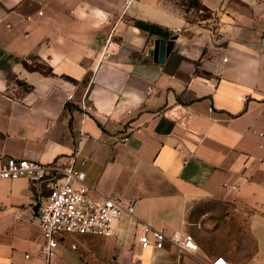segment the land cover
Wrapping results in <instances>:
<instances>
[{
	"label": "crops",
	"instance_id": "crops-1",
	"mask_svg": "<svg viewBox=\"0 0 264 264\" xmlns=\"http://www.w3.org/2000/svg\"><path fill=\"white\" fill-rule=\"evenodd\" d=\"M69 2L0 0V154L73 163L134 212L45 258L47 183L0 179V264H264V0H134L112 26ZM138 22L176 35L162 62ZM140 223L197 248H141Z\"/></svg>",
	"mask_w": 264,
	"mask_h": 264
},
{
	"label": "built area",
	"instance_id": "built-area-1",
	"mask_svg": "<svg viewBox=\"0 0 264 264\" xmlns=\"http://www.w3.org/2000/svg\"><path fill=\"white\" fill-rule=\"evenodd\" d=\"M38 13H41L38 11ZM30 19V16L26 17ZM68 98L71 94L67 95ZM83 108L89 106L83 104ZM27 177L34 183H47L49 190L38 208V225L44 237L43 254L50 258L57 246L54 234L59 231L78 234L107 236L112 233L114 223L121 217H131L135 201L119 199L101 193L85 182L83 170L73 163H40L26 158L0 154V179ZM137 240L141 248L162 247L164 243L181 250H195L191 235L182 231L165 234L146 223H140ZM211 264H226L217 257Z\"/></svg>",
	"mask_w": 264,
	"mask_h": 264
},
{
	"label": "rangeland",
	"instance_id": "rangeland-1",
	"mask_svg": "<svg viewBox=\"0 0 264 264\" xmlns=\"http://www.w3.org/2000/svg\"><path fill=\"white\" fill-rule=\"evenodd\" d=\"M133 1L134 0H70V2L66 4V8L64 9V11L67 12L70 8H72V15H79L77 11L79 12V11H84V10H87L88 12H95L99 15H103L104 18L108 17L110 19V21L108 19L109 21L108 25L112 26L117 23L118 21L117 19L121 15V13H123L124 15L123 21L125 23L127 22L128 19H133L128 16V15H132L130 12H128V9L132 5ZM40 12L42 13V11ZM41 13H38V14H41ZM134 21H136V19H134ZM143 31L148 33L149 37H151L153 34L144 29ZM162 31H165V30H162Z\"/></svg>",
	"mask_w": 264,
	"mask_h": 264
},
{
	"label": "water",
	"instance_id": "water-1",
	"mask_svg": "<svg viewBox=\"0 0 264 264\" xmlns=\"http://www.w3.org/2000/svg\"><path fill=\"white\" fill-rule=\"evenodd\" d=\"M138 27L156 35L153 45L148 48L147 53L152 56L153 61L162 62L170 52L176 35H168L167 31H162L160 28L147 23L138 22Z\"/></svg>",
	"mask_w": 264,
	"mask_h": 264
},
{
	"label": "flooded vegetation",
	"instance_id": "flooded-vegetation-1",
	"mask_svg": "<svg viewBox=\"0 0 264 264\" xmlns=\"http://www.w3.org/2000/svg\"><path fill=\"white\" fill-rule=\"evenodd\" d=\"M150 33H152V32H150ZM155 35V34H154Z\"/></svg>",
	"mask_w": 264,
	"mask_h": 264
}]
</instances>
